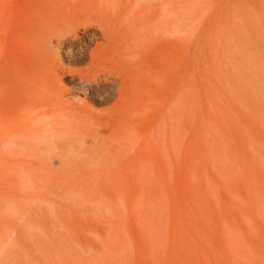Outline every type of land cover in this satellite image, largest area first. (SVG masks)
I'll return each instance as SVG.
<instances>
[{
    "label": "rangeland",
    "instance_id": "1",
    "mask_svg": "<svg viewBox=\"0 0 264 264\" xmlns=\"http://www.w3.org/2000/svg\"><path fill=\"white\" fill-rule=\"evenodd\" d=\"M0 264H264V0H0Z\"/></svg>",
    "mask_w": 264,
    "mask_h": 264
},
{
    "label": "bare ground",
    "instance_id": "2",
    "mask_svg": "<svg viewBox=\"0 0 264 264\" xmlns=\"http://www.w3.org/2000/svg\"><path fill=\"white\" fill-rule=\"evenodd\" d=\"M102 35H103V33H102ZM103 37H104V35H103ZM55 39H56L57 45L59 47H62L65 44V41H64L65 38L63 37L62 32L56 33ZM103 45H104V43L97 44L96 48L90 50L89 57L91 59V62H90L88 70L86 72H84V76H83V78H84L83 82H84V84H86L87 88L91 87V89H96V91H100L105 86H108L107 83H109V78L106 77L107 75H106V72H104L103 68L101 67V64H100L101 62L98 63V60H99V57L101 54V50H102L101 48H103ZM101 56H102V54H101Z\"/></svg>",
    "mask_w": 264,
    "mask_h": 264
}]
</instances>
